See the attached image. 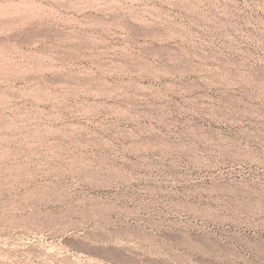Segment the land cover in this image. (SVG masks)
<instances>
[{
  "label": "rangeland",
  "instance_id": "374dc122",
  "mask_svg": "<svg viewBox=\"0 0 264 264\" xmlns=\"http://www.w3.org/2000/svg\"><path fill=\"white\" fill-rule=\"evenodd\" d=\"M0 264H264V0H0Z\"/></svg>",
  "mask_w": 264,
  "mask_h": 264
}]
</instances>
